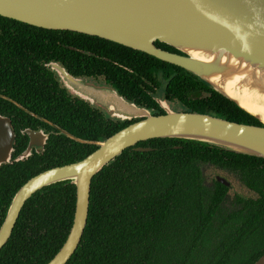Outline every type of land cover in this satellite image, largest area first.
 I'll list each match as a JSON object with an SVG mask.
<instances>
[{"label": "trees", "instance_id": "trees-1", "mask_svg": "<svg viewBox=\"0 0 264 264\" xmlns=\"http://www.w3.org/2000/svg\"><path fill=\"white\" fill-rule=\"evenodd\" d=\"M68 60L72 77L98 75L124 100L153 115L164 114L156 100L160 98L182 112L261 126L179 67L98 37L0 17V93L28 108L24 99L32 98L44 113L50 110L53 123L83 140L102 141L137 121L109 118L79 99L67 105L55 73L46 66ZM0 106V114L5 107L22 113L1 99ZM58 138L67 145L51 153L47 166L39 167L36 155L0 166V225L26 180L96 149ZM48 147L53 149L50 143ZM206 165L234 178L246 194L216 180L211 186L203 183ZM74 206L75 187L69 181L33 194L0 250V264L50 261L68 235ZM263 253L264 159L191 140L152 139L125 149L92 178L86 225L66 264H253Z\"/></svg>", "mask_w": 264, "mask_h": 264}, {"label": "water", "instance_id": "water-1", "mask_svg": "<svg viewBox=\"0 0 264 264\" xmlns=\"http://www.w3.org/2000/svg\"><path fill=\"white\" fill-rule=\"evenodd\" d=\"M0 17L46 30L98 37L179 67L261 124L172 111L160 99L156 100L164 114L153 115L148 109L127 102L114 90L84 84L52 63L51 69L60 81L77 96L100 105L121 121H137L102 141L78 139L50 123L67 138L94 145L96 149L77 162L38 173L20 186L0 225V250L29 198L46 186L69 181L75 187L72 224L62 246L46 263L66 264L86 225L92 178L139 142L191 140L264 159V118L238 101L243 96L264 100V0H0ZM156 42L178 53L162 50ZM12 139L10 121L0 117V165L10 158ZM216 181L230 186L224 177L216 176ZM253 264H264V253Z\"/></svg>", "mask_w": 264, "mask_h": 264}, {"label": "flooded vegetation", "instance_id": "flooded-vegetation-1", "mask_svg": "<svg viewBox=\"0 0 264 264\" xmlns=\"http://www.w3.org/2000/svg\"><path fill=\"white\" fill-rule=\"evenodd\" d=\"M68 62H69V60L67 62H64V65H61L59 63H56V64L60 65L69 74L70 72L68 71V69L65 65ZM46 67H48L52 72L55 73V76H54L55 81L57 83V86L63 91V93L65 95V99H67V105H69L70 103H74L77 99H79V100L87 103L92 110L97 111L99 113L102 111L105 116L112 118V116L104 108H102L100 105L95 104V103L93 104L89 100H86L84 98L77 96L76 93H75V95L72 94L73 90L68 88V86H66L62 81H60L57 73L51 69V64L50 65L48 64ZM77 79H80L84 84H87V85H90V86H93L96 88L104 87V88L112 89L108 85H106V83L98 75L82 76V77H77ZM0 95L7 97L8 99L12 100L13 102L8 101V100L0 97L1 100H4L8 103H11L15 107H17L20 111H22V113H19V112H16L10 108L5 107V109H4L5 113L0 114V117L7 118L10 121V128H11V131L13 132L10 158L7 161V163L11 164V163L21 161V160H28L30 158H33L35 155L39 157L37 159V161H39V165H38L39 167L47 166L49 163H52V160H50L51 153H54V152L58 151L59 149L63 148L64 146L67 145V143L63 144L61 142V140L58 138V136L63 135V134H61L58 129L54 128L51 125V124H53V125L57 126L58 128L62 129L57 124L53 123L52 120L54 118L51 117L52 114L50 113V110H49V113H44L43 110L39 109V106L34 103V100L32 98L24 99V103L30 107V108H28L15 99H12V98H10V97L2 94V93H0ZM15 103L20 105L23 109L19 108ZM32 109L40 110V112H42V114H36V113H34V111ZM0 110H2L1 106H0ZM105 112L108 115H106ZM42 119L45 121H43ZM35 120H37L43 124H41ZM64 131H66V130H64ZM66 132H68V131H66ZM69 134H71V133H69ZM63 136H65V135H63ZM74 137H76V136H74ZM76 138H78V137H76ZM78 139H80V138H78ZM69 140H71V139H69ZM81 140H83V139H81ZM71 141H73V140H71ZM48 143H50L53 146V149H49ZM76 143H78V142H76ZM24 153L27 154L25 157H23ZM42 157H44V159ZM7 163H4V164H7ZM55 167H58V166H49L48 168L44 169L43 171L51 169V168H55ZM206 167H208L210 169L213 168L212 166H208V165H206ZM206 167L205 166L202 167V173H201L203 176L202 182L211 186L213 180H216L217 175L216 176L214 175V177H212L213 174L212 175L209 174V176H211V179H209L206 182L205 179H208L206 174H205ZM215 169H217V168H215ZM217 170H219L220 172H223L224 175L227 176V178H228L227 180L230 183V186L227 188H229L231 190L232 185H231V182L229 181V178L231 176H228L224 171H222L220 169H217ZM43 171H41V172H43ZM41 172H39V173H41Z\"/></svg>", "mask_w": 264, "mask_h": 264}, {"label": "rangeland", "instance_id": "rangeland-1", "mask_svg": "<svg viewBox=\"0 0 264 264\" xmlns=\"http://www.w3.org/2000/svg\"><path fill=\"white\" fill-rule=\"evenodd\" d=\"M72 92V91H71ZM72 94H74L75 95V93H73L72 92ZM157 99H160V98H157ZM167 106H168V108H170L172 111H179V107L177 106V105H175V104H167ZM106 113V112H105ZM106 115H108L107 113H106ZM205 174H206V176H207V178L208 179H205V181L207 182L209 179H211V176H209V174H213L212 175V177H214V175L216 176H221V177H224V178H226V179H228L227 178V176L226 175H224V173L223 172H220L219 170H217V169H210V168H208V167H206V169H205ZM229 181L231 182V185H232V191L234 192V193H239V194H246V192H245V190L242 188V186H240L235 180H234V178H232V177H230L229 178Z\"/></svg>", "mask_w": 264, "mask_h": 264}, {"label": "bare ground", "instance_id": "bare-ground-1", "mask_svg": "<svg viewBox=\"0 0 264 264\" xmlns=\"http://www.w3.org/2000/svg\"><path fill=\"white\" fill-rule=\"evenodd\" d=\"M238 101L251 110L260 113L264 118V100H258L250 96H243L238 98Z\"/></svg>", "mask_w": 264, "mask_h": 264}]
</instances>
